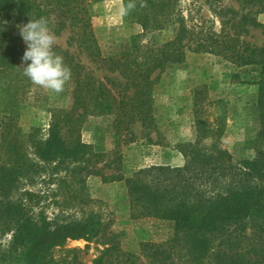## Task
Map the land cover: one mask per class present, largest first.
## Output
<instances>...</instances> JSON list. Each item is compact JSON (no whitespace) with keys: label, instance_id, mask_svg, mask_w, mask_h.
I'll return each mask as SVG.
<instances>
[{"label":"trees","instance_id":"obj_1","mask_svg":"<svg viewBox=\"0 0 264 264\" xmlns=\"http://www.w3.org/2000/svg\"><path fill=\"white\" fill-rule=\"evenodd\" d=\"M94 1L100 0H0V233L12 235L10 246L0 250V264H60L53 255L69 241L91 242L106 235L103 224L93 217L60 222L49 220L44 213L34 214L28 205L34 194L16 201L5 197L16 182L17 168L27 159L25 145L48 164L82 160L94 163V159L99 163L100 155L82 140L87 120L112 116L119 131L131 130L137 121L151 126V96L159 76L169 65L184 63L191 54L213 55L239 69L259 68L254 83L258 87L260 118L255 158L234 164L227 150L215 141L206 142L219 138L224 128L217 129L202 120L198 122L196 141L180 146L184 157L180 167H150L127 178L105 176L99 170H91L90 174L104 183L125 184L133 219L156 218L173 223L175 252L165 245L143 244V252L154 262L169 264L178 253L182 264H264V45L242 40L248 26L264 35V26L255 18L245 15L237 23L235 18L231 26L234 20H223L217 30L206 20L189 22L177 10L178 0H122L125 9L133 5L125 16L142 33L135 37L132 52L102 61L125 78L126 88L117 93L74 55L55 47L71 69L67 82L70 106L53 110L45 138L29 137L27 143L22 139L18 128L20 107L32 96L36 101L30 92L37 85L23 73L26 65L21 58L26 44L18 26L45 17L51 30L77 29L81 45L99 58L89 9ZM236 1L264 13V0ZM208 2L214 13L224 16L225 10L217 6L220 0ZM170 25L171 35L160 45L141 42ZM234 78L240 80L239 75ZM108 237V247L96 264L109 260L110 264H135L134 256L123 252L120 244L113 242L114 236ZM73 264L82 263L75 260Z\"/></svg>","mask_w":264,"mask_h":264},{"label":"rangeland","instance_id":"obj_2","mask_svg":"<svg viewBox=\"0 0 264 264\" xmlns=\"http://www.w3.org/2000/svg\"><path fill=\"white\" fill-rule=\"evenodd\" d=\"M217 6L225 10L223 17L212 11L208 0H178L177 10L189 22L206 20L217 30L223 20H234L231 26L235 18L237 23L245 15L264 26V13H260L258 7H244L236 0H220ZM89 9L100 57L95 58L81 45L77 29L52 30L57 38L55 47L74 55L96 78L121 93L126 88L125 78L102 59L132 52L135 37L142 33L141 28L126 18L122 12L125 9L122 0L94 1ZM171 28L172 25L141 42L160 45L170 37ZM246 28L242 40L263 46L262 31L251 26ZM259 71L255 66L236 68L213 55L191 54L184 63L169 65L159 76L151 96L154 119L151 126L137 121L131 130L119 131L112 116L89 118L81 136L83 142L100 155L99 163L94 159V163L82 160L48 164L35 156L30 145H25L27 159L17 168L16 182L9 187L5 197L16 201L27 197L28 193L34 194L28 204L32 212L44 213L51 221H84L93 217L103 224L105 238L91 242L69 241L64 248L57 250L53 256L60 264H73L75 260L82 264H96V259L108 247L106 243L110 235L123 252L134 256L135 264H158L145 255L143 244H160L172 249L175 246L173 223L156 218L133 219L125 184L104 183L90 171L99 170L105 176L127 178L150 167H180L184 164L180 146L196 141L198 122L202 120L217 129L224 128L219 138H209L206 142L215 141L221 149L227 150L234 164L254 159V143L260 130L258 87L254 85ZM235 75H239L240 80L237 81ZM30 95H35L36 101L32 96L20 107L18 122L25 143L29 137L45 138L53 110L68 107L71 103L67 83L60 93L37 85ZM11 241V234L0 233V250L7 249ZM105 264H110V260ZM169 264H182L178 253L173 255Z\"/></svg>","mask_w":264,"mask_h":264},{"label":"clouds","instance_id":"obj_3","mask_svg":"<svg viewBox=\"0 0 264 264\" xmlns=\"http://www.w3.org/2000/svg\"><path fill=\"white\" fill-rule=\"evenodd\" d=\"M133 7L129 4L123 13ZM19 33L26 44L21 58L23 73L30 81L54 93L64 90L71 78V69L64 63V58L55 51L56 36L45 17L31 19L18 26Z\"/></svg>","mask_w":264,"mask_h":264}]
</instances>
